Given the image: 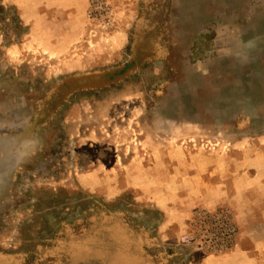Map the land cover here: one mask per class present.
I'll list each match as a JSON object with an SVG mask.
<instances>
[{
	"label": "rangeland",
	"instance_id": "374dc122",
	"mask_svg": "<svg viewBox=\"0 0 264 264\" xmlns=\"http://www.w3.org/2000/svg\"><path fill=\"white\" fill-rule=\"evenodd\" d=\"M186 261L264 264V0H0V264Z\"/></svg>",
	"mask_w": 264,
	"mask_h": 264
},
{
	"label": "built area",
	"instance_id": "2783aa9c",
	"mask_svg": "<svg viewBox=\"0 0 264 264\" xmlns=\"http://www.w3.org/2000/svg\"><path fill=\"white\" fill-rule=\"evenodd\" d=\"M226 216H205L198 227H204L205 229L212 228L213 225H216L220 228L222 236L215 234V232H206L205 234H200L199 236L184 235L183 242L186 244L195 243L199 249L211 248L212 251H223L228 249V242H232V239L235 237L237 231L236 227L230 222ZM216 236L218 239L214 241L213 238ZM207 251V250H206Z\"/></svg>",
	"mask_w": 264,
	"mask_h": 264
},
{
	"label": "crops",
	"instance_id": "0c3cea01",
	"mask_svg": "<svg viewBox=\"0 0 264 264\" xmlns=\"http://www.w3.org/2000/svg\"><path fill=\"white\" fill-rule=\"evenodd\" d=\"M197 225H198V224H197ZM183 233H184V232H183ZM185 234H186V235H189V234H187V233H184V234H182L181 236H178L179 246H182V245L184 244L183 246L187 245V246L190 247V244H186V243L183 242V236H184ZM242 246H244L243 243H242ZM190 248H191V247H190ZM234 248L236 249V247H233V249H234ZM185 249H186V248H185ZM243 251H244V249H243ZM233 252H234V251H233ZM215 254H216V253L202 252V256H204V259H205V258H208V259H209V258H213V257L215 256ZM235 258H236V256L234 255V256H233V260H234Z\"/></svg>",
	"mask_w": 264,
	"mask_h": 264
},
{
	"label": "trees",
	"instance_id": "16d2710c",
	"mask_svg": "<svg viewBox=\"0 0 264 264\" xmlns=\"http://www.w3.org/2000/svg\"><path fill=\"white\" fill-rule=\"evenodd\" d=\"M156 43H157V42L154 40V42H153V49H155V50H159V49H160L159 46L155 47V44H156ZM179 252H180V253H185V254L189 253V251L186 250L185 248H179ZM184 264H187V261H186Z\"/></svg>",
	"mask_w": 264,
	"mask_h": 264
}]
</instances>
